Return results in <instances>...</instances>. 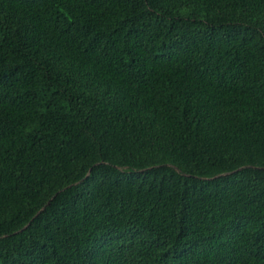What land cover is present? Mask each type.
<instances>
[{"label":"trees","instance_id":"16d2710c","mask_svg":"<svg viewBox=\"0 0 264 264\" xmlns=\"http://www.w3.org/2000/svg\"><path fill=\"white\" fill-rule=\"evenodd\" d=\"M0 264H264V0H0Z\"/></svg>","mask_w":264,"mask_h":264}]
</instances>
